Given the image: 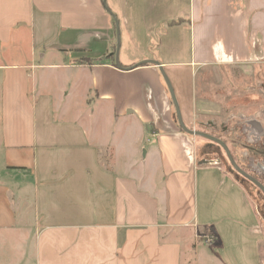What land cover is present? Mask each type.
<instances>
[{
	"label": "crops",
	"instance_id": "obj_1",
	"mask_svg": "<svg viewBox=\"0 0 264 264\" xmlns=\"http://www.w3.org/2000/svg\"><path fill=\"white\" fill-rule=\"evenodd\" d=\"M248 59L264 0H0V264H261L256 194L159 70L207 131L197 75Z\"/></svg>",
	"mask_w": 264,
	"mask_h": 264
},
{
	"label": "rangeland",
	"instance_id": "obj_2",
	"mask_svg": "<svg viewBox=\"0 0 264 264\" xmlns=\"http://www.w3.org/2000/svg\"><path fill=\"white\" fill-rule=\"evenodd\" d=\"M229 63L230 64L221 67L219 73H214L210 70L204 75L203 78L197 75L196 79V94L198 95L199 90V94H204L206 98L213 100L215 104H217L221 109L220 117H216L214 120L217 125L230 113L237 115L238 113L247 114L252 113L255 110L261 112L262 110H264V59H261L259 63H253L251 60L248 59L246 63L250 67L247 68H240L234 66L237 64H232L230 61ZM98 123L100 126L103 127L106 133H110L111 128H115L110 126L107 119L105 120L101 118L100 120L96 121V124ZM197 129L204 131L200 128ZM110 135L111 134H109V136ZM214 136L224 141L232 157L235 159V157L233 156V152H236L237 148H235L233 144L231 145V143L234 142V140L232 139L233 134L227 133L226 135H223L224 137H222L220 134H215ZM230 146H233L234 148H230ZM138 148L139 146L137 145V143H135V145L133 144V149L137 151V156L139 158V156L142 155L143 152L142 150L141 152H138ZM216 149L226 169L229 170V172H231L242 184H244L247 190H251L254 194H256V196H253L257 200V204L259 206L261 216L263 218L261 222L264 225V208L262 205L260 206V196L257 195L255 188L248 181L238 175L237 172L234 171L224 151L222 149ZM1 160L3 161L2 154L0 152V183L7 184L9 186V188L11 189V198H13V196H15V192L13 193V187L15 183L8 176L12 175L13 172L6 171L3 164L1 163ZM105 161H108V159H106ZM10 249L11 247L9 248V250ZM261 264H264V229L263 238L261 242Z\"/></svg>",
	"mask_w": 264,
	"mask_h": 264
},
{
	"label": "flooded vegetation",
	"instance_id": "obj_3",
	"mask_svg": "<svg viewBox=\"0 0 264 264\" xmlns=\"http://www.w3.org/2000/svg\"><path fill=\"white\" fill-rule=\"evenodd\" d=\"M205 127L210 134H220L222 137L227 133L233 134L234 142L231 145L237 148L236 152H233L235 157L233 159L241 169L264 187V110L262 112L255 110L247 114H229L218 125L212 123L206 124ZM233 146L230 148H234ZM241 177L255 188L257 195L260 196V206L264 208V192L248 179Z\"/></svg>",
	"mask_w": 264,
	"mask_h": 264
},
{
	"label": "water",
	"instance_id": "obj_4",
	"mask_svg": "<svg viewBox=\"0 0 264 264\" xmlns=\"http://www.w3.org/2000/svg\"><path fill=\"white\" fill-rule=\"evenodd\" d=\"M105 1V0H103ZM114 17L115 23H116V29H117V19ZM119 48V39H118V35L116 37V53L115 56H117V50ZM154 64L158 65L159 63L155 60L152 61ZM116 63H117V57H116ZM159 70L161 72L162 78L165 82V85L167 87L171 102L173 104L174 107V111H175V116H176V120L178 122L179 127L181 128V130L189 135H193L196 137H200V138H204L207 139L209 141H212L214 143H216L219 147H221V149L224 151L230 165L232 166V168L234 169L235 172H237L239 175L243 176L244 178L248 179L249 181H251L252 183H254L256 186H258L263 192H264V187L260 184V182L258 180H256L253 176H251L250 174H248L247 172H245L243 169H241L237 163L235 162V160L233 159L227 145L224 143V141H222L220 138L207 133L205 131L202 130H198V129H194V128H190L188 126H186L182 120L181 117V113L179 110V105L177 102V99L175 97V93L173 91L171 82L169 80V78L167 77V75L165 74V72L163 71V69L161 67H159Z\"/></svg>",
	"mask_w": 264,
	"mask_h": 264
}]
</instances>
